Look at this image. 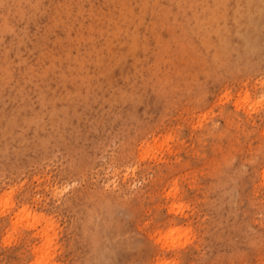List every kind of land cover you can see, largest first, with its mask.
<instances>
[{
  "label": "rangeland",
  "instance_id": "1",
  "mask_svg": "<svg viewBox=\"0 0 264 264\" xmlns=\"http://www.w3.org/2000/svg\"><path fill=\"white\" fill-rule=\"evenodd\" d=\"M0 264H264V0H0Z\"/></svg>",
  "mask_w": 264,
  "mask_h": 264
}]
</instances>
